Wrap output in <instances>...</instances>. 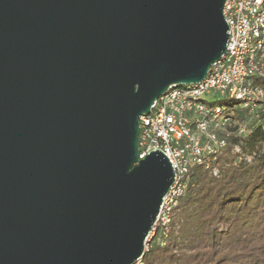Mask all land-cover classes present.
<instances>
[{
	"label": "water",
	"instance_id": "95a60500",
	"mask_svg": "<svg viewBox=\"0 0 264 264\" xmlns=\"http://www.w3.org/2000/svg\"><path fill=\"white\" fill-rule=\"evenodd\" d=\"M224 0H0V264H132L173 182L141 114L226 52Z\"/></svg>",
	"mask_w": 264,
	"mask_h": 264
},
{
	"label": "built area",
	"instance_id": "2783aa9c",
	"mask_svg": "<svg viewBox=\"0 0 264 264\" xmlns=\"http://www.w3.org/2000/svg\"><path fill=\"white\" fill-rule=\"evenodd\" d=\"M222 11L228 26L224 55L210 65L203 80L169 87L148 113L138 117V157L160 150L174 173L144 252L157 233L166 236L173 208L185 192L190 166L204 163L208 167L226 146L230 111L218 100L233 99L250 112L264 102V88L254 82L255 77L264 76V0H224ZM205 96L217 99L205 101ZM245 130V124L239 123L238 131ZM211 172L216 175L217 169ZM142 256L132 264H143Z\"/></svg>",
	"mask_w": 264,
	"mask_h": 264
},
{
	"label": "trees",
	"instance_id": "16d2710c",
	"mask_svg": "<svg viewBox=\"0 0 264 264\" xmlns=\"http://www.w3.org/2000/svg\"><path fill=\"white\" fill-rule=\"evenodd\" d=\"M254 82L264 88V76ZM223 100L226 146L208 167L190 166L166 236L155 235L143 264H264V102L250 112Z\"/></svg>",
	"mask_w": 264,
	"mask_h": 264
},
{
	"label": "rangeland",
	"instance_id": "374dc122",
	"mask_svg": "<svg viewBox=\"0 0 264 264\" xmlns=\"http://www.w3.org/2000/svg\"><path fill=\"white\" fill-rule=\"evenodd\" d=\"M205 101H215L216 99H217V96L216 97H214V96H205ZM225 103H227V104H232V103H234V101L233 100H231L230 98H225L224 100H223ZM217 172H218V170H217ZM213 174V173H212ZM214 175V174H213ZM163 241V240H162Z\"/></svg>",
	"mask_w": 264,
	"mask_h": 264
}]
</instances>
